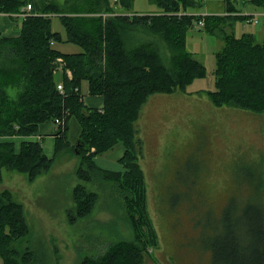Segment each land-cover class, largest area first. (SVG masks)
Wrapping results in <instances>:
<instances>
[{
    "label": "trees",
    "instance_id": "trees-1",
    "mask_svg": "<svg viewBox=\"0 0 264 264\" xmlns=\"http://www.w3.org/2000/svg\"><path fill=\"white\" fill-rule=\"evenodd\" d=\"M152 1L159 13H138L132 9L133 0H65L66 13L73 15L59 16L66 28V36L62 37L52 30L51 17L33 15L34 0H0V12L8 15L18 13L27 2L32 7V13L21 20L17 35H3L0 30V179L5 168L24 173L31 182L49 167L53 156L47 157L41 140L31 136L39 124L58 118L54 154L70 143L75 146L73 153L87 152L91 156L86 159L88 171L119 190L118 206L132 232L131 238L109 242L99 254L85 256L80 264H143L144 259L149 264L148 247H155L158 239L147 210L135 122L148 96L184 91L195 78L206 76L203 63L186 48L187 32L201 18L176 14L194 8L197 2ZM250 1L264 11L261 0L257 4ZM49 10L54 9L48 7ZM225 10L231 13L237 8L232 4ZM236 17L243 16L223 15L219 19L235 22ZM220 28L223 45L215 52L214 90H206L209 101L219 108L229 106L264 115V44L257 41L254 33L236 36L230 30L227 35L222 25ZM145 32L151 37L140 40V34ZM157 40L170 51L169 62L164 60ZM55 42H72L81 51L60 52L52 47ZM58 68L59 80L54 75ZM84 81L91 95L102 97L100 108L83 102ZM59 82L62 92L57 88ZM7 87H15L17 97L10 98ZM118 139L125 147L120 157L124 171L97 166L93 157ZM260 161L263 165L244 180L250 194L243 200L238 220L233 215V199L223 208L220 225L224 233L211 237L212 264H264V153ZM81 177L88 178L83 174ZM97 198L96 192L80 184L75 186V211L67 212L70 222L88 215ZM23 231L21 205L11 201L9 192L4 191L0 195L2 264H35L37 250L28 247V252L19 253L5 242L16 239Z\"/></svg>",
    "mask_w": 264,
    "mask_h": 264
},
{
    "label": "rangeland",
    "instance_id": "rangeland-1",
    "mask_svg": "<svg viewBox=\"0 0 264 264\" xmlns=\"http://www.w3.org/2000/svg\"><path fill=\"white\" fill-rule=\"evenodd\" d=\"M64 1L34 0L36 8L33 12V15L51 17L52 30L62 37L66 36V28L59 16L73 15L66 13ZM195 1L194 8L182 9L176 14L201 18L197 23L193 22L187 32L186 48L204 63L206 77L195 80L186 93L177 90L162 98L156 94L148 96L135 122L137 141L141 146L139 163L144 168L146 180L147 210L158 239L155 247H148L149 264H212L211 237L217 238L224 233L220 225L223 208L233 199V215L238 220L244 207L243 200L250 194L244 180L263 165L260 159L264 153V115L229 106L219 108L209 101L206 90L193 91L199 85L214 90L213 53L223 45L220 25L226 33L233 30L236 36L255 32L257 41L263 43L264 11L250 0H231V3L228 0ZM261 1L264 4V0ZM254 3L260 1L254 0ZM27 4L18 13H32V7L28 8ZM232 4L237 10L229 13L225 9ZM48 7L54 10L47 11ZM132 9L138 13L160 12L152 0H133ZM18 13L5 17L6 24L16 30L22 19ZM223 15L243 17H236L235 22H224L219 19ZM248 18L257 19V22H247ZM144 37L151 35L145 32L139 39ZM157 41L164 60L169 62L170 51L162 41ZM53 46L64 53L81 51L80 46L72 42H57ZM83 87L85 97L87 87L85 84ZM6 92L14 99L19 91L7 87ZM45 123L51 127L54 124L51 121ZM74 133L71 127L70 135ZM43 137L42 143L47 149L46 135ZM15 143L19 146L20 141ZM114 145L105 150V154L95 155L93 161L102 169L123 172L121 140ZM73 148L74 144L70 143L57 150L49 167L31 182L22 172L2 169L0 195L8 191L10 200L21 205L25 226L23 234L5 242L19 253L28 252V247L37 250L35 264H80L85 256L99 254L109 242L132 236L118 206L119 190L90 173L86 159L91 156L87 152L77 155ZM143 154L147 157L144 164ZM81 174L88 178H82ZM79 184L96 192L98 198L88 215L70 222L67 212L75 211L73 190ZM5 235H9L7 227ZM143 264H147L146 259Z\"/></svg>",
    "mask_w": 264,
    "mask_h": 264
},
{
    "label": "crops",
    "instance_id": "crops-1",
    "mask_svg": "<svg viewBox=\"0 0 264 264\" xmlns=\"http://www.w3.org/2000/svg\"><path fill=\"white\" fill-rule=\"evenodd\" d=\"M21 13V12H20ZM20 13H18L17 14V16H19V17H21L22 18V16L20 15ZM227 13V12H226ZM0 15H2V16H0V30L2 31V33H3V35H7V34H5V33H7V32H10V33H12L13 35L15 34H17L18 32H19V27H18V25L19 24H17V27H18V29L16 30V29H13L12 28V26L11 25H7L6 24V21H5V17H11V16H9L8 14H0ZM15 19L17 18L16 16H13ZM23 19V18H22ZM21 19V20H22ZM14 26V25H13ZM16 27V25L14 26V28ZM244 33V32H243ZM251 33H254L255 34V37H256V39H257V34L255 33V32H251ZM56 43V42H55ZM55 43H53L52 44V47L54 48V44ZM263 44H264V42H263ZM55 49V48H54ZM219 50V49H218ZM217 51V50H216ZM215 51V52H216ZM61 52V51H60ZM78 52V51H77ZM191 52V51H190ZM215 52L213 53V55H214V68H215ZM193 53V52H192ZM198 59V58H197ZM202 62V61H201ZM203 63V62H202ZM203 65H204V63H203ZM205 66V65H204ZM205 68H206V66H205ZM214 68H213V75H214ZM68 72V74H70V72L69 71H67ZM206 73H207V70H206ZM56 77H58V80H59V77H60V75H61V72H60V70L58 69V70H56V72H55V74H54ZM58 75V76H57ZM206 76H204V77H200V78H195L191 83H189L187 86H186V88L184 89V91H181V92H184V93H186V91H187V88H189V86L190 85H192V83H194L195 82V80H202V79H204ZM198 81V82H199ZM84 84H85V86L87 87V96H83L82 97V99H83V102L88 106V107H92V108H100L101 107V105L103 104V99H102V97L101 96H99V95H91L90 93H89V91H88V86H87V83L84 81V82H82V85H81V94H83L82 93V89L84 88L83 86H84ZM213 84H214V80H213ZM197 90H195V91H193V92H200V91H205V90H210V89H203V87H201V85H199V86H197ZM175 92V91H174ZM197 92V93H198ZM171 93H173V92H171ZM156 95H158L159 97H164V95L165 94H170V93H155ZM46 122H48V121H46ZM54 122H52V124H53ZM55 129H56V126H55V123L53 124V127H51L49 124H47V123H45V122H43V123H41V124H39L38 125V129H37V131H36V134H34V135H32L31 136V138H33V139H40L41 140V143H42V140L44 139V137L43 136H45L46 135V138L45 139H47L46 140V148L47 149H45V144L43 145V143H42V147H43V151H44V153H45V155L47 156V157H52L53 155H54V147H55V144H54V140H55V137H54V132H55ZM17 139V138H16ZM15 139V141H18V140H16ZM122 142V141H121ZM116 145V144H115ZM115 145H113L112 147H110V149H112ZM122 145H123V143H122ZM141 147V146H140ZM109 149V150H110ZM144 149H145V147H144ZM124 150H125V147H124V145H123V149H122V152H121V154L124 152ZM106 151H108V150H106ZM106 151H103V152H100V153H98L97 154V156H99V155H102V154H105L106 153ZM120 154V155H121ZM146 155V154H145ZM145 155L143 154V159H142V164H144L145 162H146V160H147V157H145ZM96 156V157H97ZM95 156H94V161H95V158H96ZM142 157H140V159H141ZM116 160H118V158L116 159ZM141 165V164H140ZM103 168V167H102ZM104 169H106V168H104ZM142 169H144L143 167H142ZM114 171H121V170H114ZM145 183H146V180H145Z\"/></svg>",
    "mask_w": 264,
    "mask_h": 264
},
{
    "label": "built area",
    "instance_id": "built-area-1",
    "mask_svg": "<svg viewBox=\"0 0 264 264\" xmlns=\"http://www.w3.org/2000/svg\"><path fill=\"white\" fill-rule=\"evenodd\" d=\"M26 6H27L28 8L31 7L30 4H27ZM21 15H23V17H25L27 14H26V13H22ZM252 21L256 22L257 19H252V18H248V19H247V22H252ZM57 88L62 92V90H63V86H62V83H61V82L57 84ZM54 123L57 125V124L60 123V120H59L58 118H55Z\"/></svg>",
    "mask_w": 264,
    "mask_h": 264
}]
</instances>
